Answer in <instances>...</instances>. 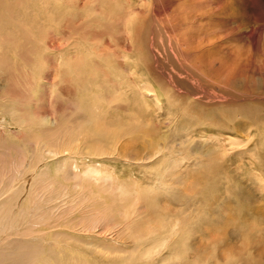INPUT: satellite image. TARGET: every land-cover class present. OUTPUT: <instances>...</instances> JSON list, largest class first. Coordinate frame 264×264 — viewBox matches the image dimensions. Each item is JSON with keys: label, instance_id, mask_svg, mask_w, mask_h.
<instances>
[{"label": "rangeland", "instance_id": "obj_1", "mask_svg": "<svg viewBox=\"0 0 264 264\" xmlns=\"http://www.w3.org/2000/svg\"><path fill=\"white\" fill-rule=\"evenodd\" d=\"M58 130L4 236L56 205L58 264H264V0H0V151L30 183Z\"/></svg>", "mask_w": 264, "mask_h": 264}, {"label": "bare ground", "instance_id": "obj_2", "mask_svg": "<svg viewBox=\"0 0 264 264\" xmlns=\"http://www.w3.org/2000/svg\"><path fill=\"white\" fill-rule=\"evenodd\" d=\"M150 90L151 88L149 91ZM58 137L59 130L56 134H50L47 141L42 143L40 147L36 148L35 155L33 154L35 163L45 160L48 167L46 169L44 168L45 172H39L38 168L35 166L30 167L28 172H34L32 173L33 175H31L32 179L30 183L26 180L28 174L22 176L18 175L19 172L15 171L21 164L22 156H25V152L21 149L22 145H19L18 150L13 153L10 151H0V185L3 183L0 189V194L5 191H7L5 194L8 193V197L6 195L5 199L3 198L0 200V264H48L47 261L51 258L56 264L59 263L58 260H55L56 255L54 249H58L59 247L63 248L60 245L62 244L60 239H58V241H53V243L45 239V234H42L41 237L38 238H32L31 236L27 237V231L28 229H35L38 225L48 227V225L54 221L55 222L53 224L62 223V216L65 215L68 208H57L56 205H53L48 209L46 208L47 210H40L34 205H29L28 208L24 210V214L28 217L30 222L25 225L23 228L24 230L18 233L19 229L13 228L11 233L4 236V233L12 229L9 228L12 226L11 223L13 221L16 222L17 216H15L14 219H10L9 217H11V215L20 208V203L27 202L30 204V201L36 198L43 188L54 186L56 184L57 177H50L48 175L50 172L49 163L66 151L65 148H61L56 145ZM63 138L64 140L62 141V146L64 147V145L67 144L69 147L70 141L73 138L69 135H66ZM231 140L233 139L230 138V141ZM71 154L72 152L68 150L66 161L70 168L68 170L74 171L75 158ZM3 168H7L6 173L3 172ZM8 173H10V176H7ZM79 177L85 179H95L96 182H102L99 172H97L91 165L85 166V169L82 171L81 175L79 174ZM17 178H21L22 182L20 184H17V182L14 181ZM12 182H16L17 185L11 186L13 185ZM26 183L29 184L28 190L26 189V187H28V185H25ZM95 187L101 190L100 187ZM57 192L59 191H55V193ZM83 200H85L84 197ZM14 208L16 209L14 210ZM71 222V219L68 220L66 225L68 224V227H71ZM19 236L21 237L19 238ZM41 260L45 262H41ZM61 261H63V264H78V261L73 259L72 256H62Z\"/></svg>", "mask_w": 264, "mask_h": 264}]
</instances>
